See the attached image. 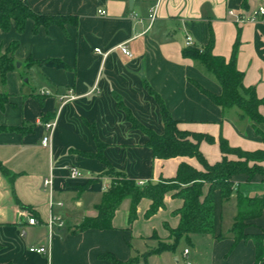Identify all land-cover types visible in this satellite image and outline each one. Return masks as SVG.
Returning <instances> with one entry per match:
<instances>
[{
	"label": "crops",
	"instance_id": "obj_1",
	"mask_svg": "<svg viewBox=\"0 0 264 264\" xmlns=\"http://www.w3.org/2000/svg\"><path fill=\"white\" fill-rule=\"evenodd\" d=\"M243 2L135 0L130 9L129 0H28L37 14L76 17L78 23L34 33L30 21L24 34L0 33L2 54L11 43L20 44L14 53L20 67L5 82L0 75V95H8L4 109L0 108V127L5 128L0 133V162L11 173L8 178L0 171V264H112L110 257L123 263L137 259L135 264L189 261L190 249L184 248L180 257L176 254L185 241L175 251L146 256L157 245L156 239L168 241L167 227L179 225L173 213L183 202L172 194L151 219L145 217L151 202L144 199L138 206V219L129 226L130 200H126L116 212L113 229L81 231L79 227L97 216V207L114 180L109 169L139 186L175 178L182 163L203 170L195 158L154 157L142 128L158 135L165 128L151 91L162 99L180 130L215 138L214 144H200L210 165L223 159L221 137L232 147L264 150V140L256 133L258 128L264 134V125L251 123L236 109L223 110L212 103L196 85L215 95H221V86L199 62L183 56L186 36L202 49L213 36V55L227 61L238 42L237 68L244 75L243 84L264 99V16H257L264 0H248L247 8ZM230 12L248 20L237 23ZM123 46L132 57L122 53ZM97 49L103 54L96 53ZM48 59L61 61L65 68L38 63ZM127 111L142 128L128 121ZM259 111L264 116V106ZM50 121L55 122L51 143L43 147L48 134L45 123ZM229 133L238 141L231 142ZM73 167L83 178H69ZM11 177H15L12 186ZM50 179L53 184L46 187ZM89 182V188L81 191ZM243 185L254 193L243 192ZM204 190L206 195L209 185ZM237 190L262 196L264 182L257 178L247 183L246 177L238 176ZM216 206L215 236L223 239L192 235L187 243L196 237L211 238L200 254L207 255V264H254L253 241L233 248L235 199L223 201L218 195ZM226 207L231 212L227 224ZM32 216L36 225L28 224ZM52 218L56 221L50 228ZM256 225L264 233V210ZM41 247L47 254L30 251ZM185 250H189L187 256ZM195 254H199L196 248Z\"/></svg>",
	"mask_w": 264,
	"mask_h": 264
},
{
	"label": "trees",
	"instance_id": "obj_2",
	"mask_svg": "<svg viewBox=\"0 0 264 264\" xmlns=\"http://www.w3.org/2000/svg\"><path fill=\"white\" fill-rule=\"evenodd\" d=\"M248 0H244L243 8H247ZM34 23V33L41 28L59 26L64 28L66 24L77 25L76 17L68 16H47L37 14L30 8L28 0H0V33L8 34L15 30L18 34H24L28 22ZM19 42H13L4 54L0 51V75L3 82L7 75L16 69L17 63L14 53L19 48ZM214 37L203 51L197 47L186 48L183 56L201 64L221 86V95H215L206 91L201 86L197 88L217 107L223 110L237 109L242 117L247 118L255 125H264V116L260 114V107L264 106V99H259L253 89H246L243 84L244 75L237 68L238 42H236L231 59L227 61L223 57L213 55ZM41 65L52 66L57 69H64L65 65L59 60L48 59L38 62ZM162 116L164 134L158 135L151 130L142 128L127 111V119L135 128H142L148 136V146L155 158L172 159L176 157L195 158L202 165L203 170L182 163L177 175L170 180H162L159 183H148L139 186L135 181L129 180L121 174L109 169L108 175L114 180L111 188L103 195L101 204L97 207V216L87 218L79 227L81 231L88 230H110L113 229V220L116 212L124 201L130 200L128 223L131 226L138 219V206L142 200L147 199L151 206L146 213V219L153 218L160 210L165 208V197L172 194L174 198L183 202L182 207L176 210L173 215L179 218V225L175 229L167 227L169 231L168 241L157 240L146 256L161 254L167 251H175L182 242H189L192 235L215 236L217 224V196L223 201L235 199L237 204V216L231 228L234 240L233 248L241 242L253 241L256 249V262L264 264V233L256 225L264 210V194L251 197L242 191H235V178L246 177V182L251 183L257 178L264 182V150L244 151L241 148L232 147L223 137L219 139L220 150L223 154L222 161L210 165L202 152L200 144L207 141L215 143V138L210 135H202L182 131L178 127L162 99L153 91ZM8 101V95H0V108L4 109ZM122 107V105L120 104ZM51 122V121H50ZM49 122H46L47 124ZM17 131L26 133L24 128H17ZM5 128L0 127V133ZM257 135L264 140V134L256 128ZM97 138V137H96ZM98 145L100 143L98 142ZM101 148V147H100ZM96 157L101 158L99 155ZM1 173L8 177L10 172L0 162ZM15 177H11L10 185L14 183ZM91 182L81 188L85 191ZM209 185L208 193L204 194V187ZM235 194V197L233 195ZM216 239H223L222 235L215 236ZM112 264H135L137 259L128 263L120 262L112 257L109 258Z\"/></svg>",
	"mask_w": 264,
	"mask_h": 264
},
{
	"label": "built area",
	"instance_id": "obj_3",
	"mask_svg": "<svg viewBox=\"0 0 264 264\" xmlns=\"http://www.w3.org/2000/svg\"><path fill=\"white\" fill-rule=\"evenodd\" d=\"M99 13L101 15H105L106 14L104 11H100ZM229 14L231 16L235 17L237 23H244V22H246L248 20V19H245L244 17L236 15L234 12H230ZM257 16H264V7H260L259 8V10L257 12ZM151 19L153 20L154 16H151ZM185 46H186V48L196 47L195 42H194V40H193V38L191 36H186ZM120 49H121V51H122V53L124 55H126L128 57H132L131 52L128 51V48L126 46H123ZM199 49H200V51H203L202 48H199ZM96 53H98L100 55L103 54L99 49L96 50ZM104 56H107V54H104ZM40 94L41 95H50V93L47 92V91H41ZM69 98L73 99L72 97H69ZM54 127H55V122L54 121H51V122L45 124V128H46L48 134L44 137V139L42 141V146L43 147H49L50 146L51 139H52V131H53ZM69 178L71 180L81 179V178H83V174L78 168L73 167V168L70 169ZM52 184H53L52 179L45 181V186L46 187H51ZM55 221H56L55 218L51 219V221L49 222V227L50 228L53 227V225L55 224ZM37 223H38L37 219L35 217H33V216L28 219V224L29 225H36ZM30 251L33 252V253H38V254H47V249L45 247L31 248ZM188 254H189V250H185L184 251V255L187 256ZM186 264H192V263L187 261Z\"/></svg>",
	"mask_w": 264,
	"mask_h": 264
},
{
	"label": "rangeland",
	"instance_id": "obj_4",
	"mask_svg": "<svg viewBox=\"0 0 264 264\" xmlns=\"http://www.w3.org/2000/svg\"><path fill=\"white\" fill-rule=\"evenodd\" d=\"M236 111H239L236 109ZM249 120V119H248ZM250 121V120H249ZM251 122V121H250ZM244 123H247V122H244ZM243 123V125H244ZM241 129V127H240ZM242 130V129H241ZM229 136L232 137L231 142H237L238 140L230 135L229 133ZM226 138V137H224ZM227 139V138H226ZM245 145V142L242 141ZM247 144V143H246ZM238 148H242L243 150H245L243 147L241 146H236ZM247 151V150H245ZM242 191L245 192V193H249V194H253L249 188H247V186L243 185L241 187ZM204 192H206V190H204ZM231 216V212H230V209L228 207L224 208V218H225V224H227L228 222H230L229 218ZM226 227V226H225ZM211 238H209L208 236H203V237H196V238H192V244H189L187 242H184L181 244V246L177 249L176 251V254L177 256L180 257L181 255V252L184 250V248H188L191 250V257L189 259V261L192 263V264H207L208 261H207V255H200V254H203L205 252V250L208 248V243ZM195 248L199 250V254H195ZM180 264H184L182 261Z\"/></svg>",
	"mask_w": 264,
	"mask_h": 264
},
{
	"label": "water",
	"instance_id": "obj_5",
	"mask_svg": "<svg viewBox=\"0 0 264 264\" xmlns=\"http://www.w3.org/2000/svg\"><path fill=\"white\" fill-rule=\"evenodd\" d=\"M134 1L135 0H129L130 9L133 8ZM17 67H20V63H17Z\"/></svg>",
	"mask_w": 264,
	"mask_h": 264
}]
</instances>
